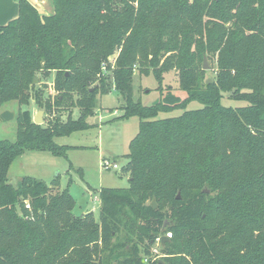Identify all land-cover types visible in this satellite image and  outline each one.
Masks as SVG:
<instances>
[{
    "label": "trees",
    "instance_id": "1",
    "mask_svg": "<svg viewBox=\"0 0 264 264\" xmlns=\"http://www.w3.org/2000/svg\"><path fill=\"white\" fill-rule=\"evenodd\" d=\"M17 3L0 27V109L18 106L14 140H0V264H264V0H50L48 16ZM135 74L158 85L150 105L133 98ZM51 76L53 102L41 86ZM110 91L118 119L138 127L118 171L128 187L98 190L97 219L73 214L71 180L9 182L26 151L65 157L71 146L55 140L90 128ZM31 101L51 119L34 124L21 109ZM67 108L79 118L52 114ZM121 230L138 248L114 259Z\"/></svg>",
    "mask_w": 264,
    "mask_h": 264
},
{
    "label": "rangeland",
    "instance_id": "2",
    "mask_svg": "<svg viewBox=\"0 0 264 264\" xmlns=\"http://www.w3.org/2000/svg\"><path fill=\"white\" fill-rule=\"evenodd\" d=\"M210 72L211 69L209 68L207 78L211 77ZM52 77L47 80L43 79L41 82V86H44L43 96L51 102L59 94L54 87ZM157 86L151 75L139 77L135 74L132 83L133 98L135 100L139 99L143 105H150L158 99ZM163 86L177 88V79L171 72L164 75ZM177 93L180 97L184 96L182 92ZM75 99H77L76 96L73 97V100ZM121 103L119 96L114 91L98 95L96 109H94L93 115L86 119L90 128L55 140L58 145L71 146L65 157L53 156L44 151H26L12 162L8 171L9 182L15 184L20 178L30 176L49 183L54 177L58 176L60 184L58 190L60 191L67 186L68 180H71L69 191L75 202L73 214L80 216L85 211L93 210L94 217L97 219L99 201L91 197H97V191L101 188L128 187V176H120L118 171H105L101 167L102 159L105 158L117 163L119 167L124 165L126 159L122 156L127 153L128 143L137 132L138 120L136 118L118 119L122 115L121 105L123 103ZM222 103L230 107L245 105L226 98L223 99ZM200 107L199 103L191 102L186 109L193 110ZM17 109L18 106L15 102L8 103L0 109V140H14L17 128L16 120L15 118L4 120L1 114L5 111L15 114ZM21 109L29 110L31 117H33L32 120L38 111L42 112V123L51 119L48 113H45L43 109H39L32 101L29 106ZM55 113H57L56 117H60L61 113L63 120L66 119L68 114L71 115L72 120H77L80 115L77 108H67L66 111L53 110L52 114ZM180 114V110H175L167 114H161L159 118L175 117ZM149 204L151 205L152 202L147 201L146 205ZM129 237L125 230H121L117 238L114 239L112 249L109 250L113 252L114 259L129 256L130 251L138 246L137 239H130L131 237ZM152 249L158 250L156 245ZM108 253L110 254V252H105V256ZM156 255L155 259L162 258L159 250Z\"/></svg>",
    "mask_w": 264,
    "mask_h": 264
},
{
    "label": "crops",
    "instance_id": "3",
    "mask_svg": "<svg viewBox=\"0 0 264 264\" xmlns=\"http://www.w3.org/2000/svg\"><path fill=\"white\" fill-rule=\"evenodd\" d=\"M26 1L31 6H33L37 10V12L41 15L48 16L52 13L50 0H26ZM18 15H19V10H18L17 0H0V27L5 26L9 22L17 19ZM89 193L90 192L88 191V194ZM87 212H93V210L85 211L81 215Z\"/></svg>",
    "mask_w": 264,
    "mask_h": 264
},
{
    "label": "water",
    "instance_id": "4",
    "mask_svg": "<svg viewBox=\"0 0 264 264\" xmlns=\"http://www.w3.org/2000/svg\"><path fill=\"white\" fill-rule=\"evenodd\" d=\"M209 67H208V64H207V60L206 59H203V70H208ZM211 80L208 79L207 82H210ZM37 80L35 79L34 80V83H36ZM1 117L4 119V120H11L14 118V113L12 112H8V111H5L1 114ZM34 124L36 125H41L42 124V112L41 111H38L36 116L34 117V119L32 120ZM205 193H207L208 191L207 190H204ZM177 199H179V195H177ZM152 207L153 208H156V205H155V202L152 201ZM165 241H169L168 237L164 236L161 238V244L163 245Z\"/></svg>",
    "mask_w": 264,
    "mask_h": 264
},
{
    "label": "built area",
    "instance_id": "5",
    "mask_svg": "<svg viewBox=\"0 0 264 264\" xmlns=\"http://www.w3.org/2000/svg\"><path fill=\"white\" fill-rule=\"evenodd\" d=\"M101 167L105 171H108V170L119 171L120 170V167L118 166V164L113 163L110 160H106V159L101 162ZM94 198L96 200H98V196L97 197L94 196ZM168 236H170V235H168ZM153 252H155V250Z\"/></svg>",
    "mask_w": 264,
    "mask_h": 264
},
{
    "label": "flooded vegetation",
    "instance_id": "6",
    "mask_svg": "<svg viewBox=\"0 0 264 264\" xmlns=\"http://www.w3.org/2000/svg\"><path fill=\"white\" fill-rule=\"evenodd\" d=\"M169 237H170V236H169ZM159 245H162V244L159 243ZM159 245H158V246H159ZM157 253H158V250H155V252H154V254H153V256H154L153 259H155V258L157 257V255H156ZM157 259H158V258H157Z\"/></svg>",
    "mask_w": 264,
    "mask_h": 264
}]
</instances>
